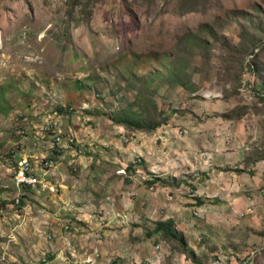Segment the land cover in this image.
I'll return each instance as SVG.
<instances>
[{
    "label": "rangeland",
    "instance_id": "374dc122",
    "mask_svg": "<svg viewBox=\"0 0 264 264\" xmlns=\"http://www.w3.org/2000/svg\"><path fill=\"white\" fill-rule=\"evenodd\" d=\"M0 264H264V0H0Z\"/></svg>",
    "mask_w": 264,
    "mask_h": 264
},
{
    "label": "built area",
    "instance_id": "2783aa9c",
    "mask_svg": "<svg viewBox=\"0 0 264 264\" xmlns=\"http://www.w3.org/2000/svg\"><path fill=\"white\" fill-rule=\"evenodd\" d=\"M130 139H132V137H127L125 141L130 142ZM74 142L75 139L73 137L68 136V138H65L62 133H59L54 136L50 143H45L39 148L43 151L40 156L27 152L20 153L17 162L18 169L15 175V184L18 190L38 188V185H42L40 179L41 175L38 171L47 175L52 168L57 167L58 162H56V159L62 155L64 149L70 147ZM140 161L139 159L138 162ZM124 172L125 170L122 169L119 174ZM47 189L52 193L56 190L54 186L47 187ZM16 203L20 204L19 198L16 199Z\"/></svg>",
    "mask_w": 264,
    "mask_h": 264
},
{
    "label": "trees",
    "instance_id": "16d2710c",
    "mask_svg": "<svg viewBox=\"0 0 264 264\" xmlns=\"http://www.w3.org/2000/svg\"><path fill=\"white\" fill-rule=\"evenodd\" d=\"M118 124H122V125H126V121L125 120H120V119H116L115 120ZM128 124V122H127ZM159 127V124H155L153 126H149L147 127L148 131H154ZM155 180H152V182H154ZM155 232L156 233H162L164 236H167L171 239H175L178 240L180 242V244L185 248L184 249V253H188L189 256H191V254L189 253L190 250H188L187 247L184 246V242H183V237L181 235H179V232L175 229V223L172 219H168L166 222H160L156 225L155 228Z\"/></svg>",
    "mask_w": 264,
    "mask_h": 264
}]
</instances>
